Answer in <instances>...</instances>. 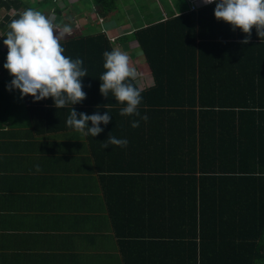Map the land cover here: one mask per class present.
I'll list each match as a JSON object with an SVG mask.
<instances>
[{
  "label": "trees",
  "instance_id": "obj_1",
  "mask_svg": "<svg viewBox=\"0 0 264 264\" xmlns=\"http://www.w3.org/2000/svg\"><path fill=\"white\" fill-rule=\"evenodd\" d=\"M60 1L0 0V12L7 10L0 19L1 67L7 58L3 40L8 24L28 8L46 17L53 9L58 13L65 6ZM80 1H87L99 16L93 19L104 24L64 34L60 44L65 56L83 60L88 75L82 78L86 99L72 107L77 113L108 111L111 116L107 125H100L103 132L87 136L99 170H120L115 164L119 153L137 152L143 154L136 159L142 161V168L153 161L161 181L181 186L167 190L169 201L176 200V192L178 201L169 208L177 210V217L168 215L157 222L177 228L176 236L165 238L166 233L160 232L150 241L154 246L143 242L144 253L133 260L137 264H264V40L253 28L249 43L243 44L246 34L215 18V3L191 11L185 0L179 2H186L187 9L178 14L110 37L104 29L113 20V1ZM13 8L16 12L9 15ZM61 21L56 16L52 23ZM61 31L56 28V33ZM131 41L153 78V84L143 88L132 81L141 90L138 110L147 121L121 116L126 104L117 102L111 92L105 98L99 91L105 71L103 53ZM12 78L3 67L0 127L15 118H33L35 112L61 111L63 123L56 130L73 129L66 124L70 104L56 109L50 97L38 102L32 96L21 99L19 90H8ZM22 109L32 112L19 113ZM134 120L140 121L139 127L131 126ZM109 135L126 139L127 147L104 148ZM127 157V169L135 170L134 155Z\"/></svg>",
  "mask_w": 264,
  "mask_h": 264
},
{
  "label": "crops",
  "instance_id": "obj_2",
  "mask_svg": "<svg viewBox=\"0 0 264 264\" xmlns=\"http://www.w3.org/2000/svg\"><path fill=\"white\" fill-rule=\"evenodd\" d=\"M149 14V22L138 26L128 20L110 22L107 29L121 36L169 16ZM117 49L129 56L138 48L131 41ZM139 58L129 56L139 73L135 82L149 87L153 78ZM61 114L39 111L0 127V264H137L133 258L144 253L143 242L148 245L160 232L176 236L177 228L157 222L177 217L169 208L178 201L176 192V200L169 201L167 190L181 186L161 181L153 161L142 168L136 159L143 154L137 152H120L115 161L120 170L101 172L87 136L56 130ZM132 154L138 170L127 169Z\"/></svg>",
  "mask_w": 264,
  "mask_h": 264
},
{
  "label": "clouds",
  "instance_id": "obj_3",
  "mask_svg": "<svg viewBox=\"0 0 264 264\" xmlns=\"http://www.w3.org/2000/svg\"><path fill=\"white\" fill-rule=\"evenodd\" d=\"M204 5L215 3L214 16L218 21L230 24L232 30L240 29L246 38L243 44H248L255 28L260 40H264V0H202ZM13 15L16 10H9ZM49 18L33 8L26 9L19 18L9 24V31L3 44L7 47L6 63L3 67L13 77L7 86L9 91L19 90L21 99L32 96L33 102L52 98L54 107L62 109L71 105V113L66 120L67 126L79 132L82 136H98L103 132L101 124L107 125L111 116L108 111L103 115L99 112L88 115L77 113L72 107L86 99L83 91L82 78L87 75L82 59H71L65 56L60 39L64 34H70L71 28L65 25L59 35ZM111 37V36H110ZM105 69L99 80L100 93L107 98L111 92L117 102L126 104L120 110L121 116H137L147 121V115L141 116L138 107L142 101L141 90L134 86L139 73L130 66L129 56L119 49L103 53ZM90 86V85H89ZM79 117V118H78ZM91 121V127H89ZM139 120L131 124L139 127ZM127 147L126 139H117L109 135L108 145ZM36 171H40L36 165Z\"/></svg>",
  "mask_w": 264,
  "mask_h": 264
},
{
  "label": "rangeland",
  "instance_id": "obj_4",
  "mask_svg": "<svg viewBox=\"0 0 264 264\" xmlns=\"http://www.w3.org/2000/svg\"><path fill=\"white\" fill-rule=\"evenodd\" d=\"M112 1L114 5H116V8L112 13V18H113L112 22L123 23L130 20L134 26H138L143 22H149V16L151 17L149 13H152L153 15H158L160 17L162 12L172 15L170 13H173L174 11L182 12L187 9V3L184 1L179 2V0H112ZM70 4L76 5L78 11H81L83 14H81V12L79 13L78 11H75L74 9L75 6H71ZM59 5L60 6L65 5V6L61 7L62 10L61 11L58 10V13L55 9H53L47 17L51 20V22L55 20L56 16H59V19L63 18V23L61 21L60 24L56 25L58 26L57 28L63 29L65 25H68L71 28L70 33H73L75 30L78 29L80 30L82 26L86 24L88 25L85 27L84 31L92 25L93 26L96 25L99 28L100 25L104 24L99 21L100 19L99 20H97L96 18L95 20L93 19V15L97 16L98 18L99 16L96 12L91 11V9L89 8L90 5H88L87 1L81 2L80 0H61L59 2ZM6 13L7 10L2 9L0 12V19H2ZM84 17L87 23L86 21H80L81 19H84ZM67 19H69L70 22L68 21V23L65 24V21ZM110 30L104 29V31H106V34L108 36L113 37L112 35L113 31ZM126 31H129V29H127ZM118 33H122V32L119 31ZM59 34L60 32L57 33V35ZM137 53L138 51L137 49H135V51L129 53V56L130 57L133 55L137 56ZM142 58L141 59L139 58L140 59L139 64L144 63L142 62ZM1 63L2 62L0 60V72H3V67H1ZM140 67L141 70H145L146 72L148 71V67L146 66V64H143Z\"/></svg>",
  "mask_w": 264,
  "mask_h": 264
},
{
  "label": "built area",
  "instance_id": "obj_5",
  "mask_svg": "<svg viewBox=\"0 0 264 264\" xmlns=\"http://www.w3.org/2000/svg\"><path fill=\"white\" fill-rule=\"evenodd\" d=\"M191 11H197L198 7L204 5L202 0H187Z\"/></svg>",
  "mask_w": 264,
  "mask_h": 264
}]
</instances>
